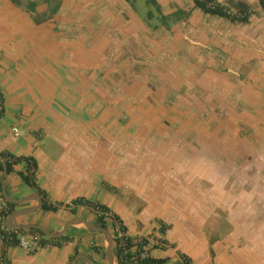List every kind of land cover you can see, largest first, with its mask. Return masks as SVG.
<instances>
[{
  "label": "crops",
  "instance_id": "0c3cea01",
  "mask_svg": "<svg viewBox=\"0 0 264 264\" xmlns=\"http://www.w3.org/2000/svg\"><path fill=\"white\" fill-rule=\"evenodd\" d=\"M218 2L248 20L193 0H0V151L33 157L59 205L18 224H98L93 208L72 205L84 198L164 264H183L179 252L264 264V12L259 0ZM14 168L9 196L39 194L19 175L26 163ZM44 235L33 253L0 236V264H109L105 234L83 223L61 243ZM113 254L117 264L114 243Z\"/></svg>",
  "mask_w": 264,
  "mask_h": 264
},
{
  "label": "trees",
  "instance_id": "16d2710c",
  "mask_svg": "<svg viewBox=\"0 0 264 264\" xmlns=\"http://www.w3.org/2000/svg\"><path fill=\"white\" fill-rule=\"evenodd\" d=\"M14 2H18L19 0H13ZM155 3V0H153ZM196 7L200 8L203 12L218 15L222 17L229 18L231 20H240L247 21L249 17L248 12L241 11L242 15L231 13L224 5H222L218 0H193ZM259 3L264 12V0H259ZM31 10L34 11V5H31ZM2 114V110L0 111V117ZM0 157L4 158L7 164V172L11 173L14 171V166L24 161L26 163V171L19 172V175L24 180V182L33 188L39 193L42 198V208L50 211H57L59 208L58 204H52L47 200L46 192L38 185L36 174L38 170L37 161L33 157L26 156H16L8 151H0ZM3 166L0 162V194H2V180H3ZM72 205H86L96 212L98 224L102 227L108 228V219L111 220L114 228L113 232V241L114 248L116 252L117 264H128V263H137V264H164L167 261V258H154L152 256L144 255L145 253L144 247L148 244V239L143 237L138 240H134L130 236L127 235V227L123 223V220L120 216L112 211L107 205L101 204L99 202H93L84 198H79L73 201ZM15 208V204L9 203V208L7 210L6 215H9ZM22 230V229H20ZM1 231V230H0ZM30 232H38L42 235L44 233L37 228H30ZM66 235L61 236L60 238H51L52 241L56 243H61L64 241ZM48 240H42V245H46ZM4 244L7 245H18L17 240L10 242L8 240L3 239ZM135 248V250H134ZM179 258L181 259L183 264H194L191 257L187 254L179 252ZM4 264H6L3 261Z\"/></svg>",
  "mask_w": 264,
  "mask_h": 264
},
{
  "label": "water",
  "instance_id": "95a60500",
  "mask_svg": "<svg viewBox=\"0 0 264 264\" xmlns=\"http://www.w3.org/2000/svg\"><path fill=\"white\" fill-rule=\"evenodd\" d=\"M52 6H53V4H52ZM52 6H51V8H52ZM0 162L2 163V166H3V180H2V188H3L2 189V194H3V196L9 202L16 203V204L17 203L18 204L22 203V202H24V201H26L28 199H35L38 202V205L35 206V207H31V208L23 209V210L19 209V210L13 211L8 216L7 221H6V225L9 228H19V229L20 228H37V229L41 230L44 234L48 235L51 238H60L67 231L69 226H71V225H73L75 223H83L89 229L95 230V231H100V232H103L105 234L107 242H108V245H107V248H106V256H107V259H108V263L109 264H115V257H114V254H113V243H114L113 234L108 228L102 227V226H100L98 224H92L89 221H87L85 219H82V218H79V217H74V218L69 219L67 222H65V224L62 227V229L59 230L58 232H51L46 227H44L42 225H21V224H18L16 222L17 218L19 216H22L24 214L30 213V212L36 210L37 208H39L42 205L43 199H42V197L39 194H34L31 197L19 198V199H15V198L10 197L9 194L7 193V190H6L7 175H8L7 164H6L5 159L2 158V157H0ZM79 258H82L83 260H85V262L87 264H93L89 257L83 256V255H78L74 259L73 264H76Z\"/></svg>",
  "mask_w": 264,
  "mask_h": 264
},
{
  "label": "built area",
  "instance_id": "2783aa9c",
  "mask_svg": "<svg viewBox=\"0 0 264 264\" xmlns=\"http://www.w3.org/2000/svg\"><path fill=\"white\" fill-rule=\"evenodd\" d=\"M3 107V96L0 92V111ZM14 131L16 134H18V129L14 128ZM9 208V202L8 200L3 196V194H0V236L3 240H8L10 242H13L17 240L18 245L25 248L28 252H35L39 248H41L42 240H48V238L45 235H42L38 232H29L24 231L16 228H9L6 225V219L7 216V210ZM147 255L146 252L142 253V256Z\"/></svg>",
  "mask_w": 264,
  "mask_h": 264
}]
</instances>
